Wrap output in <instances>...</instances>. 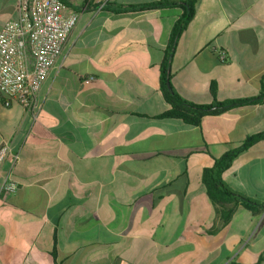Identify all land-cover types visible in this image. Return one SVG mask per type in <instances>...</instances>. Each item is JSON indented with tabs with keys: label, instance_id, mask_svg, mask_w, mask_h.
<instances>
[{
	"label": "crops",
	"instance_id": "1",
	"mask_svg": "<svg viewBox=\"0 0 264 264\" xmlns=\"http://www.w3.org/2000/svg\"><path fill=\"white\" fill-rule=\"evenodd\" d=\"M16 1L0 0V30ZM161 1L194 3L168 60L177 94L198 105L258 96L264 0H65L78 20L39 92L37 119L0 102V145L19 155L0 166V264H264V210L238 206L212 233L201 181L212 159L264 132V101L198 126L159 118L169 109L161 66L185 5L113 8ZM223 180L264 205V140Z\"/></svg>",
	"mask_w": 264,
	"mask_h": 264
},
{
	"label": "built area",
	"instance_id": "2",
	"mask_svg": "<svg viewBox=\"0 0 264 264\" xmlns=\"http://www.w3.org/2000/svg\"><path fill=\"white\" fill-rule=\"evenodd\" d=\"M16 12V18L0 30V102L6 108L17 105L36 120L41 109L39 92L78 15L66 12L65 0H17ZM220 59L225 60L224 54ZM18 159L8 143L0 145V166L14 165ZM2 189L14 193L17 187L6 181Z\"/></svg>",
	"mask_w": 264,
	"mask_h": 264
},
{
	"label": "trees",
	"instance_id": "3",
	"mask_svg": "<svg viewBox=\"0 0 264 264\" xmlns=\"http://www.w3.org/2000/svg\"><path fill=\"white\" fill-rule=\"evenodd\" d=\"M180 4L185 5V8L182 6L185 10V19L181 18L172 29L170 45L165 51L159 82L160 91L164 100L169 105V109L161 114L159 118L179 119L188 125L198 126L201 120L206 116L219 115L231 108L257 104L264 101V77L260 84V92L258 96L248 99L230 100L222 103H212L210 105H198L187 101L172 89L170 84V75L168 73V60L173 51L175 40L184 29L185 24L194 15V3L192 1H187L185 3H179L178 1H161L137 6H119L113 8V10L121 12L127 10L158 8L162 6H177ZM167 85L170 86V90L167 88ZM214 91V85H212V94H214ZM263 140L264 132L251 135L243 141L242 145L238 149L229 150L221 157L212 159L211 165L202 170L201 181L205 186L206 195L212 202L215 209L213 227L211 231L212 233H216L222 226L226 225L230 221L238 206L244 207L253 216H259L262 214L264 210V205L262 203L248 199L231 190L225 184L223 176L225 172L230 169L234 159H236L240 152L251 148Z\"/></svg>",
	"mask_w": 264,
	"mask_h": 264
},
{
	"label": "water",
	"instance_id": "4",
	"mask_svg": "<svg viewBox=\"0 0 264 264\" xmlns=\"http://www.w3.org/2000/svg\"><path fill=\"white\" fill-rule=\"evenodd\" d=\"M167 88H168L169 90L171 89L169 85H167Z\"/></svg>",
	"mask_w": 264,
	"mask_h": 264
}]
</instances>
